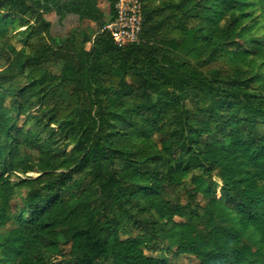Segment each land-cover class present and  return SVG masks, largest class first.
<instances>
[{"label": "trees", "instance_id": "obj_1", "mask_svg": "<svg viewBox=\"0 0 264 264\" xmlns=\"http://www.w3.org/2000/svg\"><path fill=\"white\" fill-rule=\"evenodd\" d=\"M106 1L0 0V264H264V0Z\"/></svg>", "mask_w": 264, "mask_h": 264}, {"label": "rangeland", "instance_id": "obj_2", "mask_svg": "<svg viewBox=\"0 0 264 264\" xmlns=\"http://www.w3.org/2000/svg\"><path fill=\"white\" fill-rule=\"evenodd\" d=\"M98 3L102 9H107L108 3L106 0H98ZM249 11H253V19H255L257 22V25L254 28V30L252 31V33H254L255 35H258L259 37H264V12H262L258 6L251 8ZM51 13L52 12L47 13L46 17L51 18L53 16V13L52 14ZM19 21L20 20L17 18L16 19V25H17L16 31L24 30V28H25V27H19L18 26ZM251 21H252V19L249 20V22H251ZM60 23H61L60 27H58L56 29L55 28L51 29V32L53 35L65 34L70 29L75 28L77 26H81L83 28H89L91 31H95V29L97 28V25L95 23L83 21V20L80 21L77 18V16H70V17L67 16L65 19L60 21ZM94 34H92V35L94 36ZM92 42L93 41H91L89 44H87V48H90L92 46V44H93ZM5 65H6V62L4 60H2L0 62V67H4ZM49 67L52 70L57 71V72H59V70H60V66H55V65L50 64ZM33 122H34L33 119H30V120H23L20 123L22 126H24V128L28 129V128H34ZM44 135H45V133H44ZM37 175H39L38 172H28L25 175L20 174V176H22V177L37 176ZM13 180H17V179L15 177H13ZM215 180H216V185H217L216 186V193H217V196H220V188L222 186V183H219L217 177H215ZM26 190H27L26 188L18 189L16 195L11 200V210L13 213H18L23 209ZM14 226H15V223L11 222L6 227L0 229V233H4V232L8 231L9 229H11ZM147 253L149 255L159 256V257L170 256V255H168V252H166L163 249L158 250V251L147 250ZM195 263H196V258L194 256L183 255V256H178V257H170V264H195Z\"/></svg>", "mask_w": 264, "mask_h": 264}, {"label": "built area", "instance_id": "obj_3", "mask_svg": "<svg viewBox=\"0 0 264 264\" xmlns=\"http://www.w3.org/2000/svg\"><path fill=\"white\" fill-rule=\"evenodd\" d=\"M115 12V17L103 29L108 30L119 45L137 41L143 25L142 1L116 0Z\"/></svg>", "mask_w": 264, "mask_h": 264}, {"label": "crops", "instance_id": "obj_4", "mask_svg": "<svg viewBox=\"0 0 264 264\" xmlns=\"http://www.w3.org/2000/svg\"><path fill=\"white\" fill-rule=\"evenodd\" d=\"M52 13H53V16L51 18H48V19L52 22V29H54V28L56 29V28L60 27L61 23L59 21V15L56 12H52ZM67 16L70 17V16H77V15H75V14H68ZM77 18H78V16H77Z\"/></svg>", "mask_w": 264, "mask_h": 264}]
</instances>
